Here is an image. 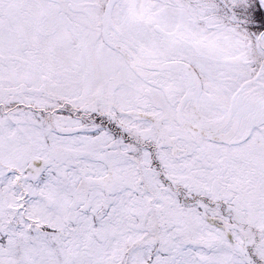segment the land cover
Returning a JSON list of instances; mask_svg holds the SVG:
<instances>
[{
    "label": "snow or ice",
    "instance_id": "1",
    "mask_svg": "<svg viewBox=\"0 0 264 264\" xmlns=\"http://www.w3.org/2000/svg\"><path fill=\"white\" fill-rule=\"evenodd\" d=\"M0 264H264V0H0Z\"/></svg>",
    "mask_w": 264,
    "mask_h": 264
}]
</instances>
